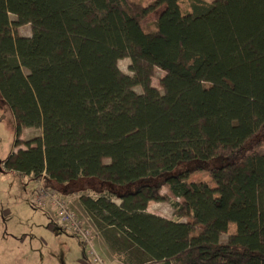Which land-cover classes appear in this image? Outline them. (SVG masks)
I'll list each match as a JSON object with an SVG mask.
<instances>
[{
    "label": "trees",
    "instance_id": "obj_1",
    "mask_svg": "<svg viewBox=\"0 0 264 264\" xmlns=\"http://www.w3.org/2000/svg\"><path fill=\"white\" fill-rule=\"evenodd\" d=\"M144 66L165 72L164 94ZM0 100L15 147L24 129L43 131L5 166L87 192L82 207L115 254L109 233L153 264H264V0H0Z\"/></svg>",
    "mask_w": 264,
    "mask_h": 264
},
{
    "label": "rangeland",
    "instance_id": "obj_2",
    "mask_svg": "<svg viewBox=\"0 0 264 264\" xmlns=\"http://www.w3.org/2000/svg\"><path fill=\"white\" fill-rule=\"evenodd\" d=\"M135 1L147 6L157 0ZM183 7H186V3L183 4ZM163 9L164 7H161L152 12L143 21L146 31L154 30V24ZM10 19L13 22L16 21L14 16H11ZM17 32L21 37H31L32 26H22L17 29ZM130 66L131 60L128 58L118 62V67L122 73L135 77ZM144 72L146 78L150 79L151 86L164 94L161 82L165 72L159 68L147 66H144ZM25 73L28 74L27 71ZM133 90L137 94L144 93V89L140 85L135 86ZM24 130L19 136L20 146L15 147L18 140L17 121L13 113L0 100V264H101L86 257L87 247L76 234L56 223L58 218L56 216L57 209L54 205L49 203L45 208H40L33 204L32 199L39 183L38 180L21 176L8 170L5 166V162L14 152L27 149L28 142L43 136L41 129L29 128ZM106 163H110L109 160H106ZM189 168L193 170L194 167ZM198 179L208 180V173L192 172L191 181ZM89 187L93 191L100 190L94 184H89ZM74 191H76L74 195H62L61 192H55L57 196L67 202L68 209L90 232L93 237L94 248L102 264H125L124 261L153 264L141 257L136 249L126 246L122 236L109 233L117 246V254H115L107 244L103 233L98 230L94 221L82 207L80 197L87 192H79L76 189ZM162 194L170 195V192L164 187ZM111 199L116 204H121L116 197ZM147 211L168 220H179L175 215L174 207L167 202H151ZM180 220L188 222L187 218ZM235 231L236 226L231 225L229 232L222 235V241H228Z\"/></svg>",
    "mask_w": 264,
    "mask_h": 264
},
{
    "label": "built area",
    "instance_id": "obj_3",
    "mask_svg": "<svg viewBox=\"0 0 264 264\" xmlns=\"http://www.w3.org/2000/svg\"><path fill=\"white\" fill-rule=\"evenodd\" d=\"M38 182L36 192L32 199L33 204L40 208H45L49 203L54 205L57 209L56 216L58 220L56 223L59 226L68 228V230L79 237L80 241L87 247V258H92L95 263L102 264L94 248L93 237L90 232L83 227L76 215L68 209L67 202L63 198L57 196L54 190L46 187L43 180Z\"/></svg>",
    "mask_w": 264,
    "mask_h": 264
},
{
    "label": "crops",
    "instance_id": "obj_4",
    "mask_svg": "<svg viewBox=\"0 0 264 264\" xmlns=\"http://www.w3.org/2000/svg\"><path fill=\"white\" fill-rule=\"evenodd\" d=\"M25 130H28V129H25ZM25 130H24V131H25ZM15 153H16V152H15ZM28 178H30V179H31L32 177H28ZM150 203H151V202H150Z\"/></svg>",
    "mask_w": 264,
    "mask_h": 264
}]
</instances>
